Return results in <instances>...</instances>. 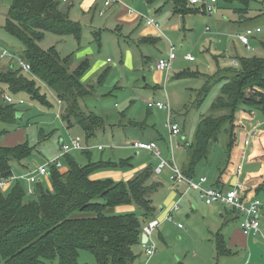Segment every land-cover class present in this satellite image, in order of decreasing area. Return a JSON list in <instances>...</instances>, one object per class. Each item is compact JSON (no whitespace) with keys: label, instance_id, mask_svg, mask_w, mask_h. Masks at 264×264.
<instances>
[{"label":"rangeland","instance_id":"obj_1","mask_svg":"<svg viewBox=\"0 0 264 264\" xmlns=\"http://www.w3.org/2000/svg\"><path fill=\"white\" fill-rule=\"evenodd\" d=\"M11 2L12 0H0V66L5 68L12 66L21 73L31 76L17 65L23 52L22 42L4 29L5 15ZM121 2H128L135 10L123 18L131 19L135 16L142 19L143 16L153 15L158 19L156 15L160 6L158 2L155 6L148 4L146 0H119L114 7L99 15L97 11L92 13L91 0H65L60 3L61 9L67 12L69 19L80 24L82 34L80 41L69 34L61 36L49 32H45L44 38L38 41L42 49L54 46L62 58L69 55L70 70L76 68L83 60H88L89 68L81 80L83 84L95 85L96 89L93 96L84 99L80 105L101 117L106 125L100 127L94 135L86 137L84 130L76 122L72 121L70 126H67L61 120V104L54 92L43 82L38 81V84L48 105L32 100L26 92L13 93L8 87L0 84V103L3 102L4 96L12 97L17 113L14 122L0 121V144L9 146L26 140L35 146L34 154L25 161L30 170L55 160L60 163L59 169H65L66 154L61 149L59 141L69 145L71 139L80 141L82 148L71 149L67 155L73 157L81 166L86 165L88 161L128 160L129 164L126 166L101 167L94 170L90 175L93 179L111 178L114 181H128L141 169L147 166L154 168L160 157L150 151L137 150L132 146V141L136 139L155 140L161 157L171 162L173 154L174 163L178 166L182 159L184 161L187 153L177 147L182 139L180 133L170 139L167 121L179 123L182 136L191 143L199 117L210 112V105L220 94L224 81L213 83L204 100L195 106L191 101L196 96V89L203 85V79L173 76L180 71L198 72L202 76L211 75L216 71L217 64L220 68L236 67L238 63L233 59L236 60L237 57H264V15L260 16L258 12L264 10V0L250 3L248 19L241 24L237 22L238 13L235 11L240 5L235 2L227 6L220 0L212 5L215 9L212 13L190 16L189 32L181 31V25L178 24L169 36L154 34L140 19L130 28L126 24L117 26L113 17L120 10ZM188 3L186 8L189 6ZM162 19L165 20L167 17L163 16ZM162 19L160 18V27L162 32L166 33L169 25L167 20ZM256 26L261 29L260 32L255 31ZM247 28L252 30L248 35L249 48L239 41V35H246ZM185 32L184 38L182 34ZM143 36H154L157 39L154 42L139 43L138 39ZM170 45L174 47L173 53L176 54V58L167 71L168 80L164 84L165 71L159 72L154 67L159 57L170 53ZM185 54L191 55L193 59L185 60L183 57ZM102 73L104 76L100 77L99 82ZM165 92L170 111L165 108L147 107L149 100H165ZM239 121L244 127L241 126L237 131L238 144L241 153L244 152L248 158L255 141L260 136L264 138V115L261 111L255 110L253 118H240ZM218 137V141L211 147L207 161L195 167L194 177L206 176L208 183L212 182L214 177L217 179L218 170L223 163L227 137L224 132ZM12 164L13 173L19 176L17 171L23 170L22 167L16 166V163ZM236 164L241 165V174L239 173L236 178L237 182L242 179V182L246 181V173L254 172L259 167L257 161H245L240 154ZM234 170L235 168H230L227 176ZM169 175L170 169L167 166L160 174H156L157 181L162 184L151 200L157 206L163 200L166 201L171 193ZM17 178L21 179L22 185L25 186L26 179ZM14 181L10 180L0 187L1 191L7 194ZM41 181L45 188L51 189L49 176L42 178ZM189 193L192 197L191 203L195 206L194 210L186 204L185 196L176 197L171 202L178 201V209L172 213L174 222H167L164 229L163 226L159 227V224L158 230L162 232V238L157 236V227L150 235V242L156 246L155 264H264V208L260 210L262 233L250 236L247 248L234 245L231 253L218 255L214 239L221 217L216 210L222 212L223 208L215 204L205 205L196 196L195 190ZM257 196L264 201L262 193ZM33 198V193H26L24 200ZM115 212H135L138 215L139 208L134 203L122 204L115 207ZM179 222L182 225L180 229L177 228ZM238 222L239 219L235 218L230 220L227 226L233 227ZM140 251L141 246H138L137 252ZM78 261L95 264L93 255L86 250L79 251Z\"/></svg>","mask_w":264,"mask_h":264},{"label":"trees","instance_id":"obj_2","mask_svg":"<svg viewBox=\"0 0 264 264\" xmlns=\"http://www.w3.org/2000/svg\"><path fill=\"white\" fill-rule=\"evenodd\" d=\"M170 1L174 12L179 14H204V8L199 6L186 8V0ZM255 1L221 0V3L227 6L238 3L240 6L235 11L241 14ZM60 3L61 0H12L5 15L4 29L22 42L21 59L31 66L30 72H26L31 76L12 66H0V84L13 93L26 92L32 100L48 105L38 84V81L43 82L62 105L61 120L67 126L76 122L85 136L90 137L106 125L101 117L80 105L93 96L96 89L95 85L83 84L81 80L89 68L88 60L70 70L69 55L62 58L54 46L42 49L38 44L45 32L69 34L80 41V24L69 19ZM237 60L236 67L220 68L217 64L211 75L180 71L173 76L203 79V85L196 89L191 101L195 106L204 100L213 83L224 81L220 94L210 105V112L197 121L193 140L185 146L187 154L181 165L183 173L193 178L195 167L207 161L212 145L224 132L227 140L216 186L224 183L230 168L238 167L237 130L242 126L239 118L251 119L255 110L264 115V57H237ZM102 76L104 73L99 76V82ZM16 115L13 102L3 100L0 103V121L14 122ZM35 148L26 140L9 146L0 144V177L14 175L12 163L25 170V161L34 154ZM64 157L67 169L60 171L55 164L49 166L51 189L38 182L34 186L33 199L24 200L27 190L19 178L7 194L0 189V264H88L78 261L80 250L91 252L95 264H134L139 254L134 246L140 244L142 224L153 218L156 211L151 195L160 183L153 178V167L141 169L128 181L93 179L90 175L94 170L126 166L128 160L88 161L81 166L73 157L67 154ZM249 160L258 161L261 167L256 175L252 173L246 177V181L258 180L251 194L264 195L262 136L255 141ZM216 188L221 189V186ZM133 203L139 208L138 215L114 211L118 205ZM215 244L218 255L226 253L220 232L215 234Z\"/></svg>","mask_w":264,"mask_h":264},{"label":"built area","instance_id":"obj_3","mask_svg":"<svg viewBox=\"0 0 264 264\" xmlns=\"http://www.w3.org/2000/svg\"><path fill=\"white\" fill-rule=\"evenodd\" d=\"M103 3L104 7H109L112 5L113 2L117 0H100ZM189 4L192 6H202L204 8L205 13H212L215 9H213V4L217 3L218 0H187ZM146 21L148 24H157L154 22L153 18L146 17ZM246 35L240 34L239 39L240 41L249 48L248 44V35L252 32L251 29L247 28ZM255 31H260L258 27L255 28ZM170 53L165 57H159V59L155 62V69L167 71L170 65L173 63L172 61L176 58V54L173 53L174 47L170 45ZM3 55V54H2ZM187 60H192L193 57L189 54H185L183 56ZM18 67L23 69L26 72H30L31 66L23 60L19 59L17 62ZM4 101L6 103L12 102V97L4 96ZM59 101V100H58ZM22 102V101H20ZM60 103V101H59ZM148 108H165L169 110L168 103L162 100H149L147 102ZM167 126L170 130L171 136H176L180 133V125L179 123L167 121ZM70 144H66L65 142L62 143L61 149L65 154H67L71 149H79L82 148L80 141L77 139H71ZM132 146L139 150H150L152 154L160 157V161L155 165L154 172L155 174H160L163 171L164 167H168L170 169L169 179L171 181L172 187H176L179 185H184L189 190H196L199 193L201 199H203L206 205L212 203L221 204L224 207H228L232 209L235 213L239 215V228L242 232L246 235L248 234H256L261 231L260 226V215H261V208H264V201L259 197H250L246 196L245 194V186L243 183L233 184L229 187L224 189L216 188L213 186H208L206 183L207 178L205 176H200L198 178H191L187 177L182 169L177 166L173 160L171 162L165 160V158L161 157L160 150L158 149L157 145L153 141H141V140H133ZM101 148V147H98ZM55 164L59 167L60 163L58 160L55 161H48L44 164H41L39 167L33 170H28L25 172L23 176L20 178L26 179L27 183L29 184L26 186L27 193H33L35 191V184L41 182L42 178L48 177L49 173V166ZM240 168V167H239ZM238 168V171H239ZM17 177L14 175L10 176L9 178H1L0 177V187L6 185L7 182L10 180H15ZM178 209V201L173 203L168 209L164 212V217L166 220L170 222H174V215L172 213ZM160 224V220L157 217H153L149 219V221L142 224L141 231L142 235L147 236V240L142 243L144 247V252L147 258H149L154 251L156 250V246L150 242V235L152 234L153 230ZM178 227H181V223H177ZM138 264H146V263H138Z\"/></svg>","mask_w":264,"mask_h":264},{"label":"crops","instance_id":"obj_4","mask_svg":"<svg viewBox=\"0 0 264 264\" xmlns=\"http://www.w3.org/2000/svg\"><path fill=\"white\" fill-rule=\"evenodd\" d=\"M62 2L63 1H65V0H61ZM92 1V7H90V9H92L91 11H92V13H94V12H98V14L99 15H101V14H103L104 13V11L106 12L108 9H111L112 7H114V4L115 3H118V1L119 0H117V1H115L114 3H112V5L111 6H109V7H104V5H103V3H101V1L100 0H91ZM187 1V0H186ZM220 0H218V2H219ZM146 2H148V4H150V5H155V6H157L158 4H160V6L158 7V12L156 13V15H157V17H158V19L155 17V16H149L150 18H153L154 19V22L157 24V26H155L154 24H148L147 23V21H146V17H142V19L141 18H139V17H135V16H132L131 17V19L130 18H123L124 16H126L127 14H130V13H133L135 10H133L132 9V7H130L129 6V4H128V2L125 4V3H122L121 2V6H119L120 7V10H118V12H117V14L116 15H114V19H115V21H116V23H117V26H120V25H128L129 26V28H130V26H133V25H135L136 23H137V20L138 19H140V20H143L144 22H145V25L148 27V28H150V30L152 31V32H154V34H156V35H158V34H167L168 36H169V33L170 32H174V28L178 25V24H180L181 25V31H188L189 32V28H188V25H189V22H190V20H191V18H190V16L191 15H195V14H201L202 15V13H193V12H188L187 14H179V13H177V12H174V9H173V4H172V1H170V0H154V1H148V0H146ZM158 2V4H156ZM187 2H189V1H187ZM217 2V3H218ZM120 4V3H119ZM162 4V5H161ZM188 5H189V8H191V7H195V6H192V5H190L189 3H188ZM199 7H201L202 8V6H199ZM192 8V9H193ZM260 10V9H259ZM261 12H263L264 10H260ZM260 11H258L259 12V14L261 13ZM204 14H205V10H204ZM159 15V16H158ZM238 16H237V18H238V20H237V22H239L240 24L241 23H245V21L248 19L247 18V12H246V14H245V16H243V17H241L242 15H240V14H237ZM163 16L164 17H167V19H165V20H167V22H168V25H169V27L166 29V33L164 32H162L163 30H161V27H160V18L162 19L163 18ZM141 17V16H140ZM164 19H162V21H165ZM220 23H222V22H219V24ZM219 26V25H218ZM249 27V26H248ZM256 27H258V26H256ZM255 27V28H256ZM259 28V27H258ZM260 29V28H259ZM165 31V30H164ZM260 31H261V29H260ZM260 31H256V32H260ZM183 35V37L185 38L186 37V32L185 33H183L182 34ZM156 39H157V37L156 38H154V36H143V37H141V38H139L138 39V42L139 43H143V42H146V43H148V42H154V41H156ZM239 41H240V39H239ZM241 42V41H240ZM242 43V42H241ZM243 44V43H242ZM180 46H182V44H180ZM165 57V56H164ZM148 58V57H147ZM107 60H109V59H107ZM185 60H187V59H185ZM235 62H237L238 60H237V58H236V60L235 59H233ZM157 61V60H156ZM187 61H189V60H187ZM154 69H155V67H154ZM156 70V69H155ZM157 71H159V70H157ZM160 71H162V70H160ZM159 71V72H160ZM168 71V70H167ZM167 71H165V80H164V84L166 83V81L168 80V72ZM24 72H26V71H24ZM165 96H166V99L165 100H162V101H164V102H167L168 103V100H167V93L165 92ZM4 100V99H3ZM158 101H160V100H158ZM61 104V103H60ZM62 106V105H61ZM170 111V110H169ZM200 117H202V116H200ZM199 117V118H200ZM199 120V119H198ZM239 120H240V118H239ZM173 122H175V121H173ZM134 123V122H133ZM176 123V122H175ZM242 127H244L243 126V124H242ZM238 129H241V128H238ZM238 131V130H237ZM252 134H253V132H252ZM177 136V135H176ZM170 137V139L173 137V136H169ZM180 138H182L181 139V141H180V143H178L177 144V147L178 148H181V150H185V146H187L188 145V140H186L183 136H182V132H181V128H180ZM137 140V139H136ZM142 141V140H141ZM144 141V140H143ZM145 141H153V142H155V140H153V139H148V140H145ZM60 142V145H62V143H63V141H59ZM253 147H254V145H253ZM137 150H139V149H137ZM146 151V150H145ZM147 151H149V150H147ZM151 152V151H150ZM183 152V151H182ZM186 152V151H185ZM239 152H240V155L243 157V160H247V161H256V160H249V157L250 156H248V158L246 157V154L244 153V152H242L241 153V148H239ZM252 154V152L250 153V155ZM183 158V157H182ZM185 159V158H184ZM171 160H173V154H172V158H171ZM174 161V160H173ZM258 162V161H257ZM182 163H183V159L181 160V164L180 165H178L180 168H181V165H182ZM259 163V162H258ZM259 166V167H258ZM257 167H258V170H256V171H254V172H257V171H259L260 170V163H259V165H258ZM241 168V165L239 164L238 165V167L237 168H235V170L233 171V172H231V174L229 175V176H227V177H225V180H224V183H222V185H220L221 186V188L222 189H224V188H226V187H229V186H231V185H233V184H237V183H243L244 184V186H245V194H246V196H250V197H258L257 196V194H255V195H253V194H251V188L252 187H254L255 185H256V183L258 182V180H256V179H254V180H252V181H244V182H242V180L240 181L239 180V182H237L236 181V178L238 177V175H239V173H240V168ZM238 168H239V171H238ZM67 169V167L65 168V169H60V171H65ZM154 169V168H153ZM16 170H18V168L16 169ZM28 170H30V168H26L25 170H19V171H17V173L19 174V176L18 175H15L14 173V176L15 177H21V176H23L24 174H25V172H27ZM32 170V169H31ZM254 172H252V171H249V172H247L246 173V176L250 173V174H252V173H254ZM155 173V172H154ZM241 174V173H240ZM228 175V174H227ZM194 177V176H193ZM200 177V176H199ZM206 177V176H205ZM153 178H154V180H156L157 181V179H156V174H154L153 175ZM195 178V177H194ZM198 178V177H197ZM242 178H244V177H242ZM168 179H169V176H168ZM216 177H214V179H213V181L212 182H210V183H208V179L206 180V183H207V185L209 186H213V187H220V186H216L215 184V182H216ZM169 181V180H168ZM159 183H160V187H161V182L160 181H158ZM25 189H26V186H28L29 184L27 183V181H25ZM42 183V181L40 182V184ZM169 183H170V181H169ZM37 184V183H36ZM171 184V183H170ZM159 187V188H160ZM158 188V189H159ZM170 188H171V193H170V195H169V197L166 199V201L165 200H163L160 204H158L159 206H157V205H155L154 203H153V205L155 206V208H156V211H155V216L154 217H157V218H159V220H160V226L159 227H161V226H163V228L162 229H164V226L165 225H167L168 223H169V221H167L166 219H165V217H164V212H165V210L166 209H168L173 203H171L172 201H174V199L177 197L178 198V196L179 197H183V196H185L184 197V199H185V201L187 202L186 204H188V206H190V209H192V210H194V204H192L191 203V201H192V197L191 196H189V192H191V191H194V190H189V189H187L184 185H179V186H176V187H172V184L170 185ZM157 189V190H158ZM156 190V191H157ZM156 191H154L153 193H152V195H151V198H152V196H153V194L156 192ZM196 191V190H195ZM197 192V195L196 196H198V198L199 199H201L200 198V196H199V193H198V191H196ZM34 194V193H33ZM192 195V194H191ZM178 200V199H177ZM202 201H203V199H201ZM204 202V201H203ZM205 204V203H204ZM213 204H215V205H218V206H220V207H222L223 208V211L221 212V211H219V210H216L217 211V213L219 214V216L221 217V223H220V226L218 227V230L216 231V233H221V235H222V238H223V243L225 244V246H226V248H227V251H226V253L225 254H228V253H231L232 251V247L234 246V245H239V246H243L244 248H247L248 247V245L250 244L249 243V241H250V236H256V234H248V235H246V234H244L243 232H242V230L239 228V222L238 223H235L234 224V226L233 227H231V226H227V224L229 223V221L230 220H235V218L238 220L239 219V215L237 214V213H235L232 209H230V208H228V207H224V206H222L221 204H218V203H212V204H209V205H207V206H211V205H213ZM206 205V204H205ZM114 211H115V209H114ZM151 219V218H150ZM149 221V220H148ZM145 222H147V221H145ZM144 222V223H145ZM168 222V223H167ZM157 226V228H156V231H157V236L159 237V238H162V232L160 231V230H158L159 229V227ZM182 227V226H181ZM181 227H178L177 226V228H181ZM259 228H260V226H259ZM161 229V230H162ZM226 229V230H225ZM261 233H262V228H261V231H260ZM259 233V232H258ZM142 236V235H141ZM153 238L155 239V236H153ZM214 242H215V239H214ZM142 241L140 240V244H135V252L136 253H138L137 252V248H138V246H141V251H140V253L136 256V258H135V260H134V264H138V263H146V264H155V260H156V256H157V254L154 252L149 258H147V256L145 255V253H144V247L142 246ZM225 254H222V255H225ZM248 260V259H247ZM246 260V261H247ZM157 261V260H156Z\"/></svg>","mask_w":264,"mask_h":264},{"label":"water","instance_id":"obj_5","mask_svg":"<svg viewBox=\"0 0 264 264\" xmlns=\"http://www.w3.org/2000/svg\"><path fill=\"white\" fill-rule=\"evenodd\" d=\"M146 240H147V236H146V235H142V236H141V241H142V242H145Z\"/></svg>","mask_w":264,"mask_h":264},{"label":"bare ground","instance_id":"obj_6","mask_svg":"<svg viewBox=\"0 0 264 264\" xmlns=\"http://www.w3.org/2000/svg\"><path fill=\"white\" fill-rule=\"evenodd\" d=\"M150 151V150H149Z\"/></svg>","mask_w":264,"mask_h":264}]
</instances>
